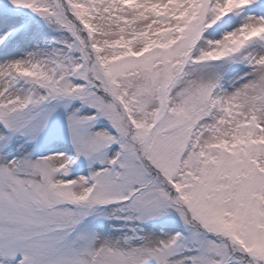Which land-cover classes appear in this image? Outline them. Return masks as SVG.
I'll list each match as a JSON object with an SVG mask.
<instances>
[{"label":"snow or ice","instance_id":"6c2138e0","mask_svg":"<svg viewBox=\"0 0 264 264\" xmlns=\"http://www.w3.org/2000/svg\"><path fill=\"white\" fill-rule=\"evenodd\" d=\"M0 264H264V0H0Z\"/></svg>","mask_w":264,"mask_h":264}]
</instances>
